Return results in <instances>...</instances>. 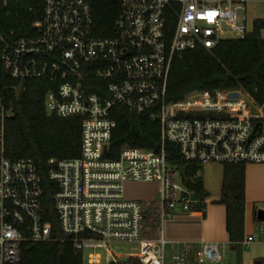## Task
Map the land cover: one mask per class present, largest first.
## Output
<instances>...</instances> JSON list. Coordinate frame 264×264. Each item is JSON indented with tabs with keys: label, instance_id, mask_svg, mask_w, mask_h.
<instances>
[{
	"label": "built area",
	"instance_id": "2783aa9c",
	"mask_svg": "<svg viewBox=\"0 0 264 264\" xmlns=\"http://www.w3.org/2000/svg\"><path fill=\"white\" fill-rule=\"evenodd\" d=\"M23 1L0 0V8L10 15ZM115 1L123 13L120 35L111 40L94 36L84 0H44L40 22L28 37L0 27L4 73L20 85L46 82L48 115L83 118L80 156L49 161L62 233L53 237L52 225L43 220L39 167L5 155L3 123L10 114L0 104V264H19L25 243L58 242H69L89 264H125L111 250L123 245L137 248L131 258L140 264H225L218 243L173 246L162 228L156 238L148 237V211L143 202L126 198L125 185H160L155 201L163 227L175 212H191L199 204L180 169L169 163L166 147L199 165L264 164V106L247 93L205 91L176 103L166 99L175 56L213 49L227 35L243 39L249 34L247 5L264 0ZM115 106L149 112L161 125L160 150L124 147L117 160L108 159ZM259 234L264 236V222ZM256 241L251 236L242 245Z\"/></svg>",
	"mask_w": 264,
	"mask_h": 264
},
{
	"label": "trees",
	"instance_id": "16d2710c",
	"mask_svg": "<svg viewBox=\"0 0 264 264\" xmlns=\"http://www.w3.org/2000/svg\"><path fill=\"white\" fill-rule=\"evenodd\" d=\"M90 7L94 36L103 40L120 35L119 20L122 5L115 0H84ZM44 0H25L11 8L7 15L0 8V27L15 31L16 37L33 35L31 30L40 22ZM264 20L253 22L252 32L243 39H225L210 50L197 48L177 54L172 63L166 99L182 101L193 92H245L259 106H264ZM48 84L28 81L20 85L4 73L0 55V104L10 116L5 118V155L11 161L31 159L43 178V220L52 225L53 237H62L54 207L57 185L49 179L53 166L50 160L78 158L82 143L83 118H59L48 115L45 95ZM112 140L108 159L117 160L124 147L159 151L161 125L150 119L149 112L132 114L115 106L111 111ZM169 163L186 169V186L199 201L196 211L205 209L209 194L204 189L200 173L203 165L186 162L172 147H166ZM247 163L224 164L220 204L226 208V230L231 248L236 253L235 264H242L245 241L246 168ZM148 214V213H147ZM151 216V215H150ZM148 215L146 220L148 223ZM158 213L150 226L153 237L159 234ZM154 229L157 231L155 232ZM149 236V233H147ZM194 250V248H193ZM19 264H84L83 255L69 242L25 243ZM125 264H140L130 258Z\"/></svg>",
	"mask_w": 264,
	"mask_h": 264
},
{
	"label": "crops",
	"instance_id": "0c3cea01",
	"mask_svg": "<svg viewBox=\"0 0 264 264\" xmlns=\"http://www.w3.org/2000/svg\"><path fill=\"white\" fill-rule=\"evenodd\" d=\"M263 19L264 18H260ZM205 164L200 173L204 189L209 194L203 211L175 212L171 219L162 227L164 239L173 246L189 244L199 246L203 242L218 243L223 248L225 264L227 251H235L229 243L226 230V208L220 204L222 195L223 166ZM160 189L157 183H150ZM157 191V192H158ZM126 196V193H125ZM127 197V196H126ZM157 197V195H156ZM127 199L132 200L127 197ZM137 199L140 202H152ZM258 212H264V164H248L246 168V211H245V238L257 237V241L249 247H243L242 264H264V236L259 234L260 221Z\"/></svg>",
	"mask_w": 264,
	"mask_h": 264
},
{
	"label": "rangeland",
	"instance_id": "374dc122",
	"mask_svg": "<svg viewBox=\"0 0 264 264\" xmlns=\"http://www.w3.org/2000/svg\"><path fill=\"white\" fill-rule=\"evenodd\" d=\"M264 18V3H250L247 5V28L248 33L252 32L253 29V22L257 19ZM264 37V32H263ZM227 39H234L233 35H227ZM213 166L220 167L221 164H214ZM177 182H180V178L177 177ZM158 187L156 185L150 184V183H128L125 185V193L126 196L132 200H147L150 201L154 198H156V195L158 194ZM126 197V198H127ZM147 211H148V223H147V229L149 236L153 237V234L150 230V226L153 225V220L156 219V201L152 202H145L144 203ZM151 215V216H150ZM158 226L162 228V225L160 222H158ZM154 231L156 232L157 229ZM112 252L115 254V256L119 259L120 263L127 262L131 257H133L135 254L138 253L137 248L134 246H112L111 247ZM103 255V258L105 257V253L101 252ZM227 261L228 263H234L236 261V255L232 251H227ZM84 264H89L87 258L84 259ZM104 264V263H103Z\"/></svg>",
	"mask_w": 264,
	"mask_h": 264
},
{
	"label": "water",
	"instance_id": "95a60500",
	"mask_svg": "<svg viewBox=\"0 0 264 264\" xmlns=\"http://www.w3.org/2000/svg\"><path fill=\"white\" fill-rule=\"evenodd\" d=\"M231 97H233V98H237V97H238V93H233V94H231ZM252 139H253V137H251L250 140H252ZM180 172H181V175H182V177L184 178V180H186V169H185V168H182V169L180 170ZM257 217H258V220H259L260 222H264V212H258Z\"/></svg>",
	"mask_w": 264,
	"mask_h": 264
}]
</instances>
